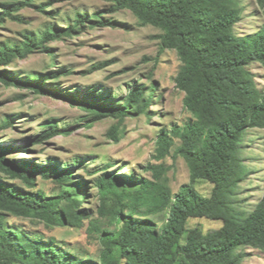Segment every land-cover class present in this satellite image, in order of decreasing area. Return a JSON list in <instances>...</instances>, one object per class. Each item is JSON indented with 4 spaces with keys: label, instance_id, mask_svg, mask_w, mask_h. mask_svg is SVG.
Wrapping results in <instances>:
<instances>
[{
    "label": "trees",
    "instance_id": "trees-1",
    "mask_svg": "<svg viewBox=\"0 0 264 264\" xmlns=\"http://www.w3.org/2000/svg\"><path fill=\"white\" fill-rule=\"evenodd\" d=\"M104 1L111 3L114 11L129 10L142 26L161 30V52L174 50L180 59L176 87L185 94L184 106L193 119L183 127L161 131L157 138L154 160L162 163L148 164L146 171L160 192L134 197L122 192L113 206L102 201L97 219L81 209L82 202L77 198L80 194L87 198L88 183L76 180L69 168L10 161L7 156L23 152L24 147L0 145V264H241L245 254L239 250L264 251V195L250 213L240 208L237 199L239 183L246 179L242 164L245 134L264 127V91L255 87L247 70L254 63L264 67V23L254 34L238 36L234 28L243 13L239 0ZM260 2L264 5V0ZM20 9L16 4L5 6L0 25L7 19L16 20L15 13ZM85 23H92V27L115 25L98 20L97 15L91 18L79 14L76 23L66 29L52 28L39 36L25 35L18 44H1L0 67L36 51L50 53V42L72 38ZM53 77L58 79L57 75ZM0 82L79 107L93 114L94 121L114 118L122 123L135 115H148L153 100L152 93L146 96L143 87H134L122 105L106 104L110 100L95 92L80 96L50 89L41 76L22 78L7 70H0ZM56 134L51 130L40 139ZM110 136L114 141L119 139V126L111 129ZM176 139L181 141L177 154L190 165L192 180L214 184L211 197H200L192 185L182 186L178 194L172 195L169 168L163 161ZM37 176L53 180L61 187L60 193L48 196L36 190ZM5 177L21 180L28 190L9 185ZM139 184L134 177L106 171L95 187L103 193L111 187L123 190ZM71 187L74 190L64 189ZM163 212H168V219L159 228L150 217ZM9 216L37 220L47 227L77 229L88 220L89 237L103 235L102 226L107 220H119L122 231L116 238L100 239L103 250L96 262L69 252L55 238L24 232L9 223ZM192 218L222 221L223 227L206 235L189 231L187 222Z\"/></svg>",
    "mask_w": 264,
    "mask_h": 264
},
{
    "label": "rangeland",
    "instance_id": "rangeland-1",
    "mask_svg": "<svg viewBox=\"0 0 264 264\" xmlns=\"http://www.w3.org/2000/svg\"><path fill=\"white\" fill-rule=\"evenodd\" d=\"M239 1L243 8L242 19L234 31L238 36L254 34L264 23V5L260 0ZM29 3L31 5H26ZM9 4L20 5L21 9L15 13L16 20L7 19L0 25V45L18 44L24 41L25 35L39 36L52 28L66 29L76 23L79 14L91 18L97 15L98 20L115 25L92 27V23H85L72 38L50 42V53L36 51L0 70L22 78L38 75L48 88L80 96L95 92L110 100L106 104L122 105L134 87H143L146 96L152 93L153 100L148 115H135L122 123L114 118L94 121L93 114L79 107L0 82V145L24 147L23 152L8 155V160L69 168L76 180L88 183L87 198L81 194L77 198L82 202L81 209L87 211L91 219L99 218L102 201L113 206L114 199L122 192L131 197L160 192L151 173L146 171L148 164L162 163L154 160L157 138L161 131L183 127L193 119L184 106L185 94L176 87L180 59L174 50L161 52L158 39L161 30L142 26L132 12L114 11L113 5L104 0H0V13ZM247 70L255 87L264 91L263 65L254 63ZM54 75L58 76L57 80H53ZM116 126H119L120 136L114 141L110 131ZM51 130L57 131L54 137L40 139ZM180 145L181 141L176 139L170 155L163 161L169 168L167 179L172 195L178 194L182 186L192 185L200 197H211L214 184L204 179L192 180L190 165L177 154ZM242 164L246 179L239 183L237 199L240 208L250 213L264 195V127L246 132ZM106 171L134 177L140 184L123 190L111 187L100 193L95 182ZM35 181L36 190L48 196H56L61 191L53 180L37 176ZM4 182L28 190L19 179L5 177ZM64 189L72 191L74 187ZM150 219L160 228L167 222L168 212ZM8 220L30 235L55 238L69 252L96 262L103 250L100 239L116 238L122 231L119 220H107L102 226L105 233L93 237L88 235V220L80 229L47 227L37 220L12 216ZM222 227V221L206 218H192L187 222L189 231L196 230L203 235ZM239 252L245 254L241 264H264V251L243 248Z\"/></svg>",
    "mask_w": 264,
    "mask_h": 264
}]
</instances>
